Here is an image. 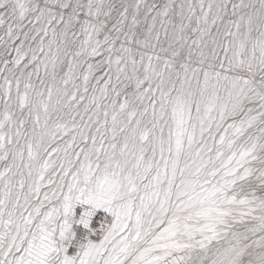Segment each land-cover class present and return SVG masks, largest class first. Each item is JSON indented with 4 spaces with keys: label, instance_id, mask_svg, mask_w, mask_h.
I'll return each mask as SVG.
<instances>
[{
    "label": "snow or ice",
    "instance_id": "snow-or-ice-1",
    "mask_svg": "<svg viewBox=\"0 0 264 264\" xmlns=\"http://www.w3.org/2000/svg\"><path fill=\"white\" fill-rule=\"evenodd\" d=\"M0 264H264V0H0Z\"/></svg>",
    "mask_w": 264,
    "mask_h": 264
}]
</instances>
